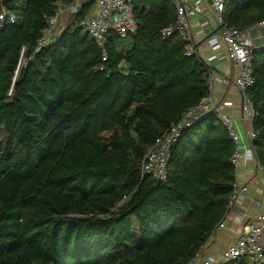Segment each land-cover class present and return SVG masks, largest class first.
<instances>
[{
  "label": "trees",
  "instance_id": "obj_1",
  "mask_svg": "<svg viewBox=\"0 0 264 264\" xmlns=\"http://www.w3.org/2000/svg\"><path fill=\"white\" fill-rule=\"evenodd\" d=\"M73 1L0 0L16 16L0 20V264H184L228 211L235 146L211 114L184 130L166 179L142 178L141 160L210 93V67L179 33L162 39L175 0H131L136 33H111L104 48L79 26L95 7L85 0L40 47L48 18ZM223 17L245 30L264 0H228ZM252 75L264 170V48Z\"/></svg>",
  "mask_w": 264,
  "mask_h": 264
},
{
  "label": "built area",
  "instance_id": "obj_2",
  "mask_svg": "<svg viewBox=\"0 0 264 264\" xmlns=\"http://www.w3.org/2000/svg\"><path fill=\"white\" fill-rule=\"evenodd\" d=\"M85 0H74L68 7L58 6L52 16L47 20L48 28L39 41V46L47 44L59 25L62 17L68 13H76ZM94 2L95 7L92 14L79 22L82 30L91 38L96 40L103 48L108 42L111 33L121 37L135 34L137 23L134 17V8L131 0H87ZM228 0H212L214 16L219 26V31L208 39L211 46H218L220 42L227 47V57L238 68V74L226 78V85H235L242 94L241 112L245 119H254L257 112L247 98V90L254 83L252 75V61L256 51L262 48L253 46L250 32L257 27H264V19L249 26L245 30H238L228 27L224 22L223 11ZM176 21L160 31L162 39L166 40L175 33H179L187 42L188 54L196 51L193 33L190 27V19L201 11V3L192 5L186 0H175ZM9 15L10 21L14 22L16 16L4 10L0 13V20ZM103 59L107 56L104 52ZM206 62V61H205ZM26 64L20 60L15 72L18 75L20 69ZM211 87V77L209 78ZM214 114L217 120L227 130L235 148L231 156V163L237 174L244 159L257 160L252 143L256 138L254 128L247 136L238 128L236 121L220 109V106L213 99L210 93L205 96L197 105L185 110L182 115L170 124V126L159 136L155 143L148 149L141 160V177L153 175L156 180H164L168 176V164L171 151L179 141L184 130L192 127L207 116ZM233 193L228 202V210L232 209L236 201L248 191L247 184H240L237 180L233 184ZM224 220L220 221L217 227H223ZM214 233V232H213ZM212 233V234H213ZM202 246L199 253L184 264H236L244 257H249L255 264H264V211L258 216L257 223L245 221L242 231L237 240L229 245L220 258L202 255Z\"/></svg>",
  "mask_w": 264,
  "mask_h": 264
},
{
  "label": "crops",
  "instance_id": "obj_3",
  "mask_svg": "<svg viewBox=\"0 0 264 264\" xmlns=\"http://www.w3.org/2000/svg\"><path fill=\"white\" fill-rule=\"evenodd\" d=\"M25 0H20L23 4ZM188 4L201 3V11L190 19L196 52L210 67L212 80L210 95L226 114L231 116L240 131L247 136L254 128V119H245L241 112L242 94L233 84L226 85V78L238 74V68L227 57V47L220 42L211 46L208 39L219 31L214 16L212 0H186ZM66 16V15H65ZM62 17L58 27L62 28ZM254 47L264 48V27H257L250 32ZM240 184H247L248 191L229 209L224 217V226L216 227L214 233L204 244L202 255L220 258L224 250L233 244L242 231L245 221L257 223L258 216L264 211V170L258 160L244 159L236 174Z\"/></svg>",
  "mask_w": 264,
  "mask_h": 264
},
{
  "label": "rangeland",
  "instance_id": "obj_4",
  "mask_svg": "<svg viewBox=\"0 0 264 264\" xmlns=\"http://www.w3.org/2000/svg\"><path fill=\"white\" fill-rule=\"evenodd\" d=\"M62 28H59L58 25L55 27L54 29V33H58L59 31H61Z\"/></svg>",
  "mask_w": 264,
  "mask_h": 264
},
{
  "label": "water",
  "instance_id": "obj_5",
  "mask_svg": "<svg viewBox=\"0 0 264 264\" xmlns=\"http://www.w3.org/2000/svg\"><path fill=\"white\" fill-rule=\"evenodd\" d=\"M111 72V71H110ZM154 180H156V178H154Z\"/></svg>",
  "mask_w": 264,
  "mask_h": 264
}]
</instances>
